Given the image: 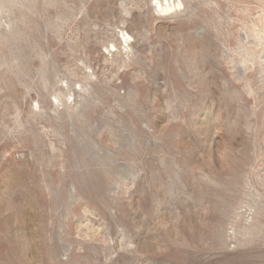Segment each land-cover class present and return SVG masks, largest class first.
<instances>
[{
    "label": "rangeland",
    "instance_id": "rangeland-1",
    "mask_svg": "<svg viewBox=\"0 0 264 264\" xmlns=\"http://www.w3.org/2000/svg\"><path fill=\"white\" fill-rule=\"evenodd\" d=\"M0 264H264V0H0Z\"/></svg>",
    "mask_w": 264,
    "mask_h": 264
},
{
    "label": "bare ground",
    "instance_id": "bare-ground-1",
    "mask_svg": "<svg viewBox=\"0 0 264 264\" xmlns=\"http://www.w3.org/2000/svg\"><path fill=\"white\" fill-rule=\"evenodd\" d=\"M169 3V2H168ZM180 5V4H178ZM159 7L163 10V11H169V10H173L176 7V3L173 4H166L164 5L163 3L159 2Z\"/></svg>",
    "mask_w": 264,
    "mask_h": 264
}]
</instances>
